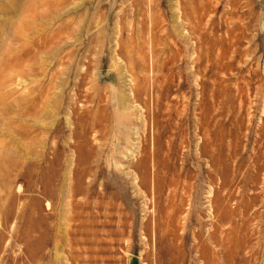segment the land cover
I'll return each mask as SVG.
<instances>
[{"label":"rangeland","instance_id":"374dc122","mask_svg":"<svg viewBox=\"0 0 264 264\" xmlns=\"http://www.w3.org/2000/svg\"><path fill=\"white\" fill-rule=\"evenodd\" d=\"M0 264H264V0H0Z\"/></svg>","mask_w":264,"mask_h":264}]
</instances>
